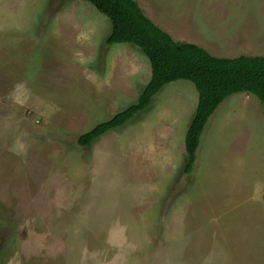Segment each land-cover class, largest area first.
<instances>
[{"label":"rangeland","instance_id":"374dc122","mask_svg":"<svg viewBox=\"0 0 264 264\" xmlns=\"http://www.w3.org/2000/svg\"><path fill=\"white\" fill-rule=\"evenodd\" d=\"M136 1L182 41L214 39L216 28L244 41L207 42L214 56H264V0ZM111 26L86 0H0L1 264H264V107L255 95L219 105L190 173L185 138L198 91L189 80L78 144L152 75L140 47L106 44Z\"/></svg>","mask_w":264,"mask_h":264},{"label":"trees","instance_id":"16d2710c","mask_svg":"<svg viewBox=\"0 0 264 264\" xmlns=\"http://www.w3.org/2000/svg\"><path fill=\"white\" fill-rule=\"evenodd\" d=\"M86 1L111 21L106 44L132 43L140 47L150 61L152 75L135 102L82 133L78 138L79 145L90 146L109 130L125 125L146 109L153 96L166 84L189 80L198 91L197 110L185 138V172L190 173L203 131L227 97L242 92L252 94L264 107V56L219 57L192 42L177 41L150 19L136 0Z\"/></svg>","mask_w":264,"mask_h":264},{"label":"crops","instance_id":"0c3cea01","mask_svg":"<svg viewBox=\"0 0 264 264\" xmlns=\"http://www.w3.org/2000/svg\"><path fill=\"white\" fill-rule=\"evenodd\" d=\"M233 30V29H232ZM176 30H170L169 31V33L173 36V38L175 39V40H177V41H182L180 38H177V36L175 37V35H178V32H177V34H176V32H175ZM209 31H213V33H210ZM209 31H207V32H209V34H214V35H219V36H217V37H215L214 39H211V40H209V38H200L201 36H198V35H196L197 37H199L198 38V40H196V41H194V40H192V39H187V42H192V43H194V44H197V45H199V46H201V47H203V48H205L209 53H211L212 55H214V53L213 52H211L209 49H208V47H207V45H206V43L208 42V44L209 45H218V43H220L221 41H234V46H239V45H242L243 44V42L244 41H239L240 40V38L237 36V35H235L234 34V32H232V33H226V32H223V30L221 29V28H216V29H212V30H209ZM235 31V30H234ZM174 33V34H173ZM191 38H193V39H196L195 38V36L193 37H191ZM200 41H206V42H204V44L202 43V42H200ZM213 41H218V42H213ZM202 43V44H201ZM249 50V49H248ZM230 55V54H229ZM215 56H219V57H230V56H224V55H216L215 54ZM125 74L124 73H122V76H124ZM245 94H247V93H245ZM246 97H247V95H245V97L243 98V100L244 99H246ZM245 101V100H244Z\"/></svg>","mask_w":264,"mask_h":264}]
</instances>
